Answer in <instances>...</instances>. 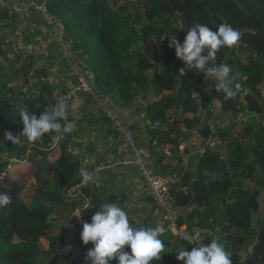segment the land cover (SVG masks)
I'll use <instances>...</instances> for the list:
<instances>
[{"label":"trees","instance_id":"16d2710c","mask_svg":"<svg viewBox=\"0 0 264 264\" xmlns=\"http://www.w3.org/2000/svg\"><path fill=\"white\" fill-rule=\"evenodd\" d=\"M46 4L49 11L62 21L69 35L76 33L75 51L80 50L89 62V69L84 70L95 91L108 98L113 107L124 108L133 104L138 93L150 87L153 99L144 109L148 125L143 131L146 142L142 144L153 149L171 144L177 151L180 139L182 141L195 130L200 133L202 141L208 140V122L214 118L212 109L217 100L220 101V114L233 117L242 112L261 117L256 128L248 125L243 130L244 137L241 138L232 137L230 126L218 127L216 135L224 152L207 149L198 163L199 171L209 173L210 177L202 175L193 181L188 172L180 169L182 190L174 188L172 196L176 206L183 211L178 222L181 227L191 229L195 226L201 230L206 228L209 220H214V227L221 225L220 243L231 253L233 264H241L240 248L247 238L253 237L256 243L246 264H264V223L253 219L260 206L256 188L264 189V105L263 101L259 102L260 89L264 87V23L233 0H146L143 12L132 0H46ZM6 15L7 12L0 9V21ZM173 19L180 20L177 39L181 43L187 29L195 23H205L213 30L222 23H228L239 30L241 38L238 42L241 45L236 49L234 46L221 48L215 60L216 64H229L232 75L235 68L244 70L243 89L234 97L225 100L223 93L215 91V81L205 78L202 73L196 74L186 68V74L179 75L184 62L178 60L175 49L169 47V37L175 33V29L170 27ZM9 29L0 27V58L5 61L12 53L9 47L12 46L10 38L13 35ZM2 46L6 48L2 50ZM240 51L246 54L245 59H240ZM26 67L24 64V71ZM152 69L154 74L148 81L145 73ZM0 81H3L2 77ZM1 87L5 90L6 84ZM245 89L248 93L241 97L240 93L244 94ZM43 92L44 87L40 88L38 96L41 108L35 107L28 97L5 98L0 93V145L4 147L0 155L5 154L0 158V174L12 169L9 159L26 153L27 144L39 145L37 142L41 141L42 145L45 139L52 141L54 132L46 133L43 140L36 142L23 138V123L17 114L20 109L27 108L39 116L46 102ZM173 108L182 111L184 118L169 121L168 114ZM183 129L186 132H182ZM7 131L21 136V143L13 145L6 141L4 132ZM32 151L43 157L57 152ZM79 167L80 160L72 158L54 165L47 178L36 172L33 176L39 185L34 193H25L28 178L22 184L12 182L7 175L1 179L4 182H0V192L7 193L11 203L0 207V264H91L87 251L93 245H84L81 241L82 226L91 222L102 203L112 201L101 194H91L88 189L82 192L83 197L78 195L71 201L64 200V195L76 181ZM206 179L209 186L203 185ZM246 183L254 184V189H245ZM210 192L217 202L210 198ZM84 198L88 202L85 209ZM218 205L222 207L225 224L216 215ZM79 208L82 209L79 222H73L75 217L72 214ZM187 208H192L191 213H185ZM49 215L54 216L53 224L46 221ZM194 216L198 218L196 224L192 222ZM141 226L151 227L146 222ZM67 232L70 235L66 236ZM225 233L227 236L223 237ZM61 236L63 239L58 240ZM204 236L207 244L212 241V235ZM160 239L165 249L161 259L153 264H184L177 256L180 251L190 252L192 248L174 239L162 236ZM42 240L47 241L46 248ZM124 250L130 251L127 246ZM109 264L118 262L112 259Z\"/></svg>","mask_w":264,"mask_h":264},{"label":"crops","instance_id":"0c3cea01","mask_svg":"<svg viewBox=\"0 0 264 264\" xmlns=\"http://www.w3.org/2000/svg\"><path fill=\"white\" fill-rule=\"evenodd\" d=\"M10 2H12V0H10ZM178 26L181 28L180 23ZM9 28L12 30L13 35L10 38L12 46L9 47V49L14 53L8 56V64L5 60H2V63H0V67L3 66L0 72V77L3 78V81H0V86L6 84L5 90H2V87L0 88L2 95H4L5 98H15V96L17 98L20 96V92L23 88L40 90V88L44 87V101L48 102L56 95L64 96L68 93H73L75 83L71 79L67 65L61 59V53L52 39L49 28L42 24L34 13L27 14V12L18 14L12 27ZM17 31L19 33H17ZM18 35L20 36L18 37ZM32 45H38L37 50H30ZM5 48V46H2V50ZM77 51L79 62L83 68L89 69L87 56L81 55L80 50ZM240 54L242 57L246 55L243 51H240L239 55ZM24 64L27 66L25 71L23 70ZM36 68H40V70L35 72L34 70ZM233 71L236 82L240 83L242 86L241 89H243V82L246 79V75L243 74L244 70L235 68ZM149 73L153 76L154 69L145 73L148 81L152 78V76L149 77L147 75ZM149 88L150 87H145L144 92H139L133 104L127 105L124 108L114 107L115 111L124 118L127 124L137 130L139 135L138 143L140 145L146 142L143 131L148 125V122L144 119V109L147 102L153 99V94ZM263 88L264 87L260 89L261 97L259 102L263 101L264 104ZM11 89L14 91L12 92ZM247 93L248 90L245 89L243 96ZM240 95L242 94L240 93ZM213 109L214 118L208 122V124H210V129H213L214 126L216 130L218 127L223 128L224 122L230 121L233 135L236 134L239 138L241 136L244 137L242 134L244 126L242 122L240 123V121L237 122L235 120L236 115L227 117L226 115L220 114V108L216 104H213ZM66 110L67 120L68 122H74V127L70 133L65 135L60 147L56 150L57 152L51 153L46 157L41 156L39 152H33L27 157V160L20 162L21 166L19 168L12 172H6L5 175H7L12 182H17L19 184L24 183L28 178L25 183V193H34L39 185L33 176L36 172H40L47 178L52 171V167L54 165H59L64 160L78 158L81 162L84 158H89L92 165H105L104 170L95 176V186L88 189L91 194H101L108 197L112 202L120 205L128 213L129 220L133 221L137 227L146 222L151 227L161 225L164 228L165 225L162 219V213L148 198L145 185L137 171L131 166H122L119 164L128 157V149L121 143L110 123L95 112L88 99L81 96L71 95ZM180 113H182V111L173 108L168 115L173 119H175L176 116L179 119L184 118L183 113L182 117H180ZM187 115L192 116L193 113H188ZM248 115V118H253L254 116L252 114ZM262 118H264V116ZM62 122L65 123L63 120ZM182 132H186V130ZM185 137L186 138H183L180 145L177 147V151H175V147L171 145L172 149L170 154H165L163 151H154L151 155V160L154 163V169L157 173L162 175L174 174L177 176V183L175 185L176 191L182 190L178 174L180 169L188 172L193 181L199 179L202 175L210 177L209 173H203L198 169L199 159L207 150L208 140L202 141L200 133L196 132V130ZM43 138L40 140H43ZM40 142L41 141H38L37 143ZM152 146H154V144ZM184 148H186L185 151ZM223 150L224 147L222 148V145H218L216 150L211 151H218L220 153L224 152ZM222 155L226 157L225 154ZM178 160H180V163H178ZM4 172L5 170L3 173ZM197 172L201 173V175L199 177H193ZM3 173L1 172L0 174L1 179L7 177L2 176ZM239 177H241V173ZM204 184L209 186L207 179L204 181L203 185ZM244 188L253 190L254 184L246 183ZM256 189L259 190L260 206L256 215L253 216V219L254 222L264 223V189ZM7 206L10 205L8 204ZM79 210H81L80 212L82 213V209L79 208ZM191 210L192 208H187L185 209V213H191ZM216 210V215H218L222 223L225 224L226 222L224 221L223 214L220 215L222 207L218 205ZM197 221L198 218L194 216L192 222L196 224ZM213 222L214 220H209L208 223H206V228L199 230L202 231L204 235H212V240L217 239L220 242L222 236V230L220 229L221 225L214 227ZM186 224L187 223H185V225ZM194 229L195 226L189 230ZM226 236L227 233L223 235V237ZM162 237L173 239L172 235L168 232L162 235ZM255 243L256 239L253 237L247 238L246 241H244V245L241 246L239 251L241 264H246Z\"/></svg>","mask_w":264,"mask_h":264},{"label":"clouds","instance_id":"9594fccd","mask_svg":"<svg viewBox=\"0 0 264 264\" xmlns=\"http://www.w3.org/2000/svg\"><path fill=\"white\" fill-rule=\"evenodd\" d=\"M241 38L239 30L228 23H222L213 30L205 23H195L187 29L181 43L175 35L169 37V47L175 49L178 60L184 62L179 75L186 74L185 69L203 74L205 78L215 81V91L223 93L224 99L234 97L241 84L232 75V67L227 63L216 64V53L223 47L234 46ZM217 106L220 101H216ZM23 123L22 137L29 142H36L46 133H70L74 122H68L67 110L63 103L54 106L51 112L43 111L39 116L22 108L17 113ZM65 123L62 125L60 121ZM4 139L13 145L21 143V136L10 131L4 132ZM63 139L62 135L51 136L54 144ZM85 180L88 173H82ZM11 199L7 193L0 192V207L7 206ZM165 229L161 225L155 227H134L130 224L128 213L115 202H104L93 215L91 222L82 226L80 239L84 245L91 243L87 258L91 264H109L116 259L118 264H153L161 259L165 244L160 239ZM127 246L130 251H125ZM177 259L184 264H233L231 253L223 243L213 239L208 244L192 247L191 251H180Z\"/></svg>","mask_w":264,"mask_h":264},{"label":"built area","instance_id":"2783aa9c","mask_svg":"<svg viewBox=\"0 0 264 264\" xmlns=\"http://www.w3.org/2000/svg\"><path fill=\"white\" fill-rule=\"evenodd\" d=\"M0 9H4V11L7 12L4 19L0 21L1 28H9L14 23L18 14L25 13L26 11L34 13L40 21L49 28L52 39L61 53V59L67 65L71 79L75 83L73 93H68L63 97H53L50 101L44 103V111L51 112L54 106L60 103H63L67 108L71 95L88 99L95 112L110 123L121 143L128 149V157L119 164L133 167L141 177L148 198L162 213V219L165 225V231L162 235L168 232L175 241L189 245L191 248L200 244H207L202 231L199 229L189 230L181 227L178 223L182 215V209L176 206L172 196V191L177 183V176L174 174L162 175L157 173L154 169L151 155L154 151H163L165 154H170L172 149L171 144H165L161 148L154 147L153 149L147 144L140 145L138 143L139 135L137 130L127 124L124 118L115 111L108 98L99 95L95 91L88 73L79 62L74 48L75 43L73 36L67 33L62 21L49 11L46 0H12V2H10V0H0ZM236 45L240 46L241 43L237 42ZM24 96L28 97L35 107H42L41 102L38 100L39 90L23 88L19 97L22 98ZM238 111H240V108H238ZM241 118L242 116L239 120ZM235 120L239 121L237 118H235ZM60 123L62 125L64 124L62 121H60ZM224 123L225 127L230 126V121ZM54 133L55 135H62L63 139L66 134L63 132V129H61L60 133ZM219 141L220 139L217 138L216 131L210 129L207 149L216 150ZM60 142L54 144L52 141L45 139L42 144L44 147L41 145L42 142H40L39 145L29 143L27 144L26 153H22L19 158L12 156L8 164L11 165L13 162H23L28 155L27 151L29 149H41L45 152L57 150ZM104 166L105 165H92L89 158H84L80 162L76 181L64 195V200L73 199L78 195L82 196V192L85 189L93 188L95 186V176L104 170ZM84 172L89 175L87 180H85L82 175ZM87 205V199L84 198L83 208L84 206L87 207Z\"/></svg>","mask_w":264,"mask_h":264},{"label":"rangeland","instance_id":"374dc122","mask_svg":"<svg viewBox=\"0 0 264 264\" xmlns=\"http://www.w3.org/2000/svg\"><path fill=\"white\" fill-rule=\"evenodd\" d=\"M132 3H134L135 5H136V7H138L139 9H140V12H143L144 11V7H145V4L144 3H146V0H132ZM27 12V14H29V13H31V11H26ZM25 12V13H26ZM41 23L42 24H44L42 21H41ZM179 23H180V20H175V19H173L172 20V25L170 26V27H172L173 29H175V33L173 34V35H175L176 37H179V35H177V34H179L180 33V26H178L179 25ZM16 24V23H15ZM181 24V23H180ZM13 25V24H12ZM12 25L10 26V27H12ZM164 26V25H163ZM139 27H142V25L141 26H139ZM17 33H19L18 31H17ZM72 33V36H73V38H74V40H75V37H76V33L75 32H71ZM2 34V31L0 30V35ZM20 35H18V37H19ZM162 40H164V37L163 38H161V41ZM94 41H92V43H93ZM158 43L159 42H156V44L158 45ZM237 44V43H236ZM234 45V47H235V49L238 47V45ZM37 48H38V45H32L31 47H30V50H37ZM12 53H14V52H12ZM161 54V53H160ZM236 54H238V53H236ZM241 55V54H240ZM242 57V56H241ZM7 59V61H6V63L8 64V62H9V58L7 57L6 58ZM240 59H245L244 57H242V58H240ZM0 63H2V59L0 58ZM1 69H0V72L2 71V68H3V66H1L0 67ZM40 70V68H36L34 71L35 72H37V71H39ZM149 77L150 76H152V74L151 73H149V74H147ZM22 91V90H21ZM263 92H264V88H263V90H262ZM261 92V91H260ZM0 93H1V91H0ZM243 95V94H242ZM58 96H60V97H63V95H58ZM241 96V95H240ZM54 97H57V95L56 96H54ZM68 105H69V103H68ZM68 105H67V107H68ZM147 105V104H146ZM264 105V104H263ZM67 109V108H66ZM252 115H254L253 116V118H248V114H246V113H242V112H239V113H237L236 114V118L239 120V118L242 116V118L239 120L240 121V123L242 122V124H243V130L245 131V128L246 127H248V125H249V127H253V128H256L257 127V124L261 121V117L259 116V115H256V114H253V113H251ZM245 116H246V118H245ZM227 117H231V116H227ZM179 118L176 116L175 117V119H173V118H171V117H169V121H174V120H178ZM239 121H237V122H239ZM238 124V123H237ZM222 127H225V123L223 124V126ZM184 130V129H183ZM182 130V131H183ZM214 131H216V128L215 129H213ZM250 130V129H249ZM67 134V133H66ZM65 134V135H66ZM243 134V133H242ZM65 135H64V137H65ZM244 136V135H243ZM232 137L233 138H235V137H239V136H237L236 134L235 135H232ZM241 138V137H240ZM182 139V138H181ZM181 139H180V142H181ZM64 140V139H63ZM62 140V141H63ZM62 141L60 142V144L62 143ZM220 143V142H219ZM220 145V144H219ZM59 147H60V145H59ZM0 150H4V147L2 146V145H0ZM177 150V149H176ZM31 153H33V151L31 150V149H29L28 151H27V154H31ZM4 157V156H3ZM2 158V157H1ZM12 164V169L11 170H9L8 172H12V171H14L15 169H17V168H19L21 165H20V163H17V162H13V163H11ZM5 173L6 172H4L3 174H2V176H4L5 177ZM0 177H1V175H0ZM3 178V177H2ZM0 182H4V180H1L0 179ZM33 186H34V184H33ZM74 199V198H73ZM73 199H65V201H71V200H73ZM86 208V206H84V208L83 209H85ZM81 210H79V209H76L74 212H73V216L75 217V219H74V221L73 222H79V219H80V215H81V212H80ZM223 214V211L221 210V212H220V215H222ZM62 223H63V221H61ZM56 225H58V224H56ZM72 224H70V226H71ZM59 226V225H58ZM55 230H60V229H58V228H54ZM197 229V228H196ZM61 231V230H60ZM59 239L60 240H62L63 239V237L61 236V237H59ZM42 243H43V246L46 248V246H47V241L46 240H42ZM43 246H41V247H43Z\"/></svg>","mask_w":264,"mask_h":264},{"label":"water","instance_id":"95a60500","mask_svg":"<svg viewBox=\"0 0 264 264\" xmlns=\"http://www.w3.org/2000/svg\"><path fill=\"white\" fill-rule=\"evenodd\" d=\"M241 9H243L245 12L250 14L251 16L255 17L262 23H264V0H233ZM243 97V95H241ZM180 117H182V113H180ZM5 155V154H4ZM4 155H0V158ZM201 173L197 172V174H194L193 177H199ZM204 186H207L204 184ZM210 198L214 200V202H217V199L215 196L210 192ZM53 215H49L46 218L47 223L53 224L52 219ZM70 235L69 232H67L68 236ZM60 240V239H58Z\"/></svg>","mask_w":264,"mask_h":264}]
</instances>
